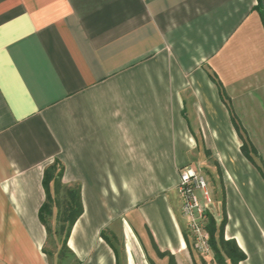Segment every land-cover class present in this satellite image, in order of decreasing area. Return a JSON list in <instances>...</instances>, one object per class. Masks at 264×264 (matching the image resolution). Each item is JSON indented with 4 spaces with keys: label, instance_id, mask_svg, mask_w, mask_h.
I'll return each mask as SVG.
<instances>
[{
    "label": "crops",
    "instance_id": "crops-1",
    "mask_svg": "<svg viewBox=\"0 0 264 264\" xmlns=\"http://www.w3.org/2000/svg\"><path fill=\"white\" fill-rule=\"evenodd\" d=\"M257 4L0 0V264H59L38 215L55 160L81 187L75 264H202L177 183L202 151L240 183L224 232L239 264H264V177L226 104L264 96Z\"/></svg>",
    "mask_w": 264,
    "mask_h": 264
},
{
    "label": "trees",
    "instance_id": "trees-1",
    "mask_svg": "<svg viewBox=\"0 0 264 264\" xmlns=\"http://www.w3.org/2000/svg\"><path fill=\"white\" fill-rule=\"evenodd\" d=\"M256 9L259 11L262 23L264 26V0H258V4L256 6ZM222 90V87L220 88ZM223 98L225 99V94H223ZM228 105L232 120L234 123V128H236L238 135L240 137V141H242L241 149L242 154L248 157V159L252 161L248 152V143L245 140V137L243 133L241 132L240 122L236 118L235 115H233V110L230 107V103L226 102ZM65 171L64 164L59 161L55 160L53 163L48 165L46 167L44 172V188L46 191V199L44 203L42 204L40 208V219L42 220L43 224L46 226V229L48 231V234L52 232V227L50 223V217L55 214V219L57 222L58 232L63 235L62 240V246L63 250H68L71 253V249L68 245V240L70 232L75 224V222L79 219V217L82 215V212L84 211L83 202H82V194H81V187H79V184H67L63 180ZM220 171V169H219ZM261 172V171H260ZM262 176L264 177V173L261 172ZM75 185V186H74ZM223 199V217L222 220L218 223L216 220V217L211 211H206V215L208 216V223L207 227L209 229L210 234V246L214 257L212 260L216 264H239L240 261L246 259V253L238 246L237 241L234 238H226L225 237V227L227 224V213H226V200L225 195ZM54 207L57 208L56 213H54ZM54 213V214H53ZM190 233H187V239L189 242L190 247L192 250L196 249L194 242L191 238ZM155 249H157V245L154 243ZM63 252V251H62ZM59 252V258L63 259L65 257V253ZM158 252L159 249H158ZM175 257L172 254H169V264H178L177 261H175ZM203 264H206V260L201 259ZM193 264H199L197 261H195Z\"/></svg>",
    "mask_w": 264,
    "mask_h": 264
},
{
    "label": "rangeland",
    "instance_id": "rangeland-1",
    "mask_svg": "<svg viewBox=\"0 0 264 264\" xmlns=\"http://www.w3.org/2000/svg\"><path fill=\"white\" fill-rule=\"evenodd\" d=\"M259 95L255 98L252 96H242L238 94V96L235 98L236 100L230 103V107L234 112L233 115L236 116L241 124L239 128H241L240 130L248 143L247 153H249L253 162H251L247 156L245 157L253 164V166L264 173V96ZM254 99H256V101H252ZM214 155H216L218 160L214 158L213 152L211 151H208L206 153L205 151H202L200 152V154H194V168L198 169L201 173L204 174L207 181V188L209 191L208 194L211 201H207L205 196L202 195V189H197V195H199L200 197V200L204 206L203 208H205L206 211H208V208H210L219 223L223 217L222 205L224 196L222 193H224L226 197L225 193L227 192L229 184H231L234 190H240V183L236 180V178L233 179V182H229L228 180H226V175L222 173V170H226V167L222 164L223 154L217 152ZM56 211L57 208L54 207V213H56ZM203 221L205 229L208 232L207 234H209V229L207 227L208 216ZM50 223L52 232L50 233L49 247L53 250L54 248L57 249L56 252L58 253V255L59 252L62 251V253H65V257L63 259H60L58 256L59 264H75V261H73L72 259L71 253H69L70 251L65 249L63 250L61 240L63 239V235L58 232L55 214L50 217ZM197 254L201 259L204 258V260H206V264H216L212 260V258L214 257L212 250H210L208 254L201 252H197Z\"/></svg>",
    "mask_w": 264,
    "mask_h": 264
},
{
    "label": "built area",
    "instance_id": "built-area-1",
    "mask_svg": "<svg viewBox=\"0 0 264 264\" xmlns=\"http://www.w3.org/2000/svg\"><path fill=\"white\" fill-rule=\"evenodd\" d=\"M178 190L183 200V211L188 218L189 235L198 252L209 253L211 250L209 234L205 229L204 221L207 217L206 210L197 195V189H202V195L211 201L207 188V181L203 173L193 166L181 168L179 173Z\"/></svg>",
    "mask_w": 264,
    "mask_h": 264
}]
</instances>
